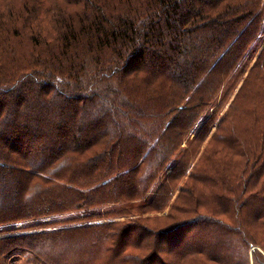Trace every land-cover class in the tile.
I'll return each instance as SVG.
<instances>
[{"label": "trees", "instance_id": "16d2710c", "mask_svg": "<svg viewBox=\"0 0 264 264\" xmlns=\"http://www.w3.org/2000/svg\"><path fill=\"white\" fill-rule=\"evenodd\" d=\"M259 40L264 0H0V264H264Z\"/></svg>", "mask_w": 264, "mask_h": 264}, {"label": "rangeland", "instance_id": "374dc122", "mask_svg": "<svg viewBox=\"0 0 264 264\" xmlns=\"http://www.w3.org/2000/svg\"><path fill=\"white\" fill-rule=\"evenodd\" d=\"M263 46H264V40H259L258 42H256L254 45H253V47H252V49H250L251 51H250V54H248V59L246 58V56L244 55V57H243V61L245 62V61H247V62H250V64H253V63H255L256 62V60H257V56H258V53H260V51H261V49L263 48ZM222 94H224L223 92H222ZM234 94V93H233ZM232 94V95H233ZM222 95H220V97H221ZM222 99V98H221ZM220 102H221V100H220ZM230 102H231V98L229 99H226V100H224V101H222V106L221 107H219L220 109H221V111L223 110V112H219L218 111V115H217V117H219V119L224 115V111L225 110H227V108H228V106L230 105ZM216 121H217V119H216ZM216 121H215V124L211 127V132H210V134H212L214 131H215V129H216ZM191 137L193 136V134L192 135H190ZM211 136V135H210ZM209 136V137H210ZM208 137V138H209ZM42 142V139H40L37 143H35V144H33L32 146H34V147H37L38 146V144H40ZM47 156H48V152L47 153H43L40 157H41V159H43V160H45V158H47ZM172 166H171V164L170 165H168V168L166 167V169L165 170H168V171H170V170H173L172 168H171ZM169 168H171V169H169ZM175 184V183H174ZM183 184H189L190 185V183H189V181H187V180H185V179H182V180H180V182L177 184V190H179L181 187H182V185ZM174 186H176V185H174ZM176 194H177V191L174 193V195H173V198H172V200L176 197ZM67 196H68V194L66 193V194H64L63 195V198L61 199V197L58 199V202H65V201H67L68 199H67ZM131 204H136V201H133V202H131ZM113 205H115L114 206V208L115 209H119L121 206L123 207L125 204L124 203H121V202H117V203H115V204H113ZM112 206V205H111ZM110 206V207H111ZM106 209H108V208H106ZM169 209V207L165 210V212L167 211ZM94 212H96V211H94ZM163 214H165V213H157L156 211H148V213H143L142 214V216L140 217V215H139V213L138 214H136V215H126L125 213L124 214H122V216L120 215L119 217L117 216V217H114V215H111L110 214V216H108V218H110V219H112V217L113 218H118V219H121V220H119V221H121V223H124V222H126V221H128V222H133V223H135L136 224V217L139 219V218H141V221H137V223L139 224V223H145V224H149L148 222H146L145 220H144V218H146L147 217V215H149V216H158V218H156V220H157V222H158V224H159V226H163V225H165V217L163 216ZM64 218V217H66V215H63V214H60V213H57L56 215H55V218ZM143 217V218H142ZM52 218V215H49V217H48V219H51ZM54 218V219H55ZM107 217H105V219H104V217H100V216H98V214L96 213L90 220H95L96 219V221H98V219H104V221L106 220V219H108ZM110 219H108V220H110ZM143 219V220H142ZM124 222H123V221ZM34 221V222H33ZM38 221H42V220H38ZM95 221V222H96ZM29 222H31L30 224H32V223H38L37 222V220L35 221V220H32V221H29ZM29 222H25V223H23L24 224V226H26V224H28ZM142 223V224H143ZM20 226H21V223H18ZM62 223H57V225H61ZM125 224V223H124ZM54 224H50V225H48V224H46V225H35L34 227L32 226V227H20V228H18V229H15V231H30V230H36V228H41V229H43V228H45V226H49V227H51V226H53ZM131 234H133V239L134 240H143L144 238H146V237H149L150 238V240H149V242L152 244V245H160L161 247L159 248V251L158 252H161V250L162 249H165V248H168V246H170L172 243H174L175 241H177L178 240V238H181V235H174V234H172V235H168L167 236V238L165 237H163V236H153V237H151L147 232H146V230H145V228L144 227H138V228H136V226H135V228H132L131 230H130V232H129V236L131 237ZM143 248H152V246L150 245V244H148V245H146V247H143ZM142 248V249H143ZM130 251H132V252H134V253H140V251H142V252H144L143 250H141V249H136V247H134V248H131L130 249ZM145 254H147V253H145ZM146 259H151V260H149L148 261V264H161V262H160V257H159V254L157 255V253H156V251H155V253H153V254H151L150 256H148V257H146ZM154 260L156 261V263H153L154 262ZM17 262H19V264H30L29 262H27V260L25 259V257H22L19 261H17Z\"/></svg>", "mask_w": 264, "mask_h": 264}, {"label": "built area", "instance_id": "2783aa9c", "mask_svg": "<svg viewBox=\"0 0 264 264\" xmlns=\"http://www.w3.org/2000/svg\"><path fill=\"white\" fill-rule=\"evenodd\" d=\"M10 264H19V262L14 260V261L10 262Z\"/></svg>", "mask_w": 264, "mask_h": 264}]
</instances>
